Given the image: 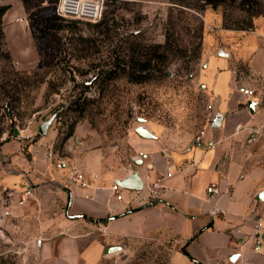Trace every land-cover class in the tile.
Wrapping results in <instances>:
<instances>
[{
	"label": "rangeland",
	"instance_id": "rangeland-1",
	"mask_svg": "<svg viewBox=\"0 0 264 264\" xmlns=\"http://www.w3.org/2000/svg\"><path fill=\"white\" fill-rule=\"evenodd\" d=\"M57 2L0 0L7 6L0 17V264L31 260L34 248L31 237L10 236L1 221L13 168L10 154L1 152L3 143L20 142L22 163L30 160L31 144L39 143L46 154L49 141L56 156L74 160L80 139L101 150L105 170H134L135 157L144 163L153 154L173 165V157L194 142L199 130L210 127L216 112L202 76L205 55L238 49L224 30L247 35L261 30L264 35V0H105L100 24L58 16ZM17 10L23 22L15 20ZM148 59L147 78L132 81L130 74ZM242 67L237 76L246 74ZM53 113V137L36 142L43 137L31 127ZM78 124L89 132L77 138ZM139 126L155 137L141 139ZM252 142L245 150L247 162L264 167L262 142ZM45 160L50 164L46 155ZM174 238L168 226L146 227L139 237L123 241V252L102 257L98 264H168Z\"/></svg>",
	"mask_w": 264,
	"mask_h": 264
},
{
	"label": "crops",
	"instance_id": "crops-1",
	"mask_svg": "<svg viewBox=\"0 0 264 264\" xmlns=\"http://www.w3.org/2000/svg\"><path fill=\"white\" fill-rule=\"evenodd\" d=\"M14 16L23 22L19 10ZM224 32L226 39L238 42V49L226 56L206 54L202 73L216 101V112L223 115L221 125L205 126L200 142L173 157L170 172L163 157L153 154L144 163L141 159L135 169L142 177L145 173L150 179L164 175L163 188L152 202L140 201L130 189H122L121 199L114 196L112 181L132 169L105 170L101 150L84 146L80 139L79 153L73 159L89 178V186L83 188L69 184L62 172L47 165L39 143L30 145V160L23 163L18 161L20 142L3 143L1 152L10 154L13 168L6 180L10 197L1 221L8 224L10 236H29L34 244L32 259L22 264H98L106 257V246H121L123 252L125 239L139 237L146 227L164 226L174 231L176 241L168 264H264V231L259 245L251 237L255 219L264 208V201L256 198L264 190V167L248 164L245 152L254 144L252 140L264 147V35L261 30L250 35ZM240 66L244 76H237ZM243 88L254 94L248 97ZM248 99L255 101L253 113ZM39 124L31 129L37 131ZM87 132L85 124L73 130L77 138ZM53 134L49 127L47 135L36 142ZM151 134L139 136L148 140L155 137ZM246 140H250L248 145ZM212 181L219 182L217 194L206 192ZM214 207L219 211L213 213ZM130 208L138 209L128 213Z\"/></svg>",
	"mask_w": 264,
	"mask_h": 264
},
{
	"label": "built area",
	"instance_id": "built-area-1",
	"mask_svg": "<svg viewBox=\"0 0 264 264\" xmlns=\"http://www.w3.org/2000/svg\"><path fill=\"white\" fill-rule=\"evenodd\" d=\"M105 0H58L55 12L58 16L64 18H71L77 20H84L89 22H97L102 15ZM242 92L248 97L254 94V91L249 88H243ZM205 134V129H201L194 136V142H200L203 135ZM20 136V135H19ZM54 143L49 141L46 144V158L50 161V166L53 170L62 172L63 176L66 178L69 184L76 187H87L90 184L88 178H86L84 172L79 168L78 163L75 160L67 157H59L54 153ZM54 161V162H53ZM174 169V164L167 166L166 170L168 172ZM164 179V175H160L156 179H150V175L145 173L143 175V187L139 190H131L132 193L140 195L142 198L155 199L159 196L163 186L161 181ZM121 188L118 185L112 186V194L118 199L122 198ZM206 192L208 194H217L220 192L219 182L212 181L206 187ZM25 193H29L26 190ZM219 209L214 207L212 212H218ZM264 231V208L261 210L259 215L255 219L253 225V231L251 237L253 238V243L259 245L261 241V233Z\"/></svg>",
	"mask_w": 264,
	"mask_h": 264
},
{
	"label": "water",
	"instance_id": "water-1",
	"mask_svg": "<svg viewBox=\"0 0 264 264\" xmlns=\"http://www.w3.org/2000/svg\"><path fill=\"white\" fill-rule=\"evenodd\" d=\"M218 55H223L226 56L227 53L225 51H223L222 49H220L218 51ZM247 107L249 109V111L251 113L254 112V106H255V101L248 99L247 102ZM55 117V113H53L52 115H50L47 119L43 120L37 129V133L39 135H41L42 137H45L47 135L49 126L52 122V120ZM223 115L221 112H216L212 119L210 120V127L212 128H217L221 125V121H222ZM136 132L138 135H140L141 137H151L152 134L149 133L144 127L139 126L136 128ZM134 162L139 164L141 162V159L138 157L134 158ZM113 182L120 186L121 188L124 189H130V190H139L143 187V177L140 175L139 171L137 169H134L132 171H129L124 177L121 178H116L113 180ZM257 199L264 201V190H261L258 192ZM122 251V247L118 246V245H111V246H106L103 250V256H110V255H114L116 253H119Z\"/></svg>",
	"mask_w": 264,
	"mask_h": 264
},
{
	"label": "trees",
	"instance_id": "trees-1",
	"mask_svg": "<svg viewBox=\"0 0 264 264\" xmlns=\"http://www.w3.org/2000/svg\"><path fill=\"white\" fill-rule=\"evenodd\" d=\"M174 1H183V0H174ZM207 1V0H206ZM244 2V1H243ZM7 6L6 5H0V17L4 14V12L6 11ZM102 16V15H101ZM98 24H100V22L97 21ZM162 57V61L165 58V55H159ZM150 59H148V61H143L140 65H138L135 69H136V73L132 72L130 74V79L134 82H140L143 81L144 79L147 78V70L149 69V62ZM71 130L69 132L66 133V136H69L71 134ZM100 221V220H98Z\"/></svg>",
	"mask_w": 264,
	"mask_h": 264
}]
</instances>
